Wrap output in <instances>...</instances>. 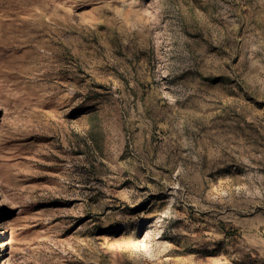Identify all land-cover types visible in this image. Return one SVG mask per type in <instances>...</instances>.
Instances as JSON below:
<instances>
[{"label": "rangeland", "instance_id": "rangeland-1", "mask_svg": "<svg viewBox=\"0 0 264 264\" xmlns=\"http://www.w3.org/2000/svg\"><path fill=\"white\" fill-rule=\"evenodd\" d=\"M0 264H264V0H0Z\"/></svg>", "mask_w": 264, "mask_h": 264}]
</instances>
